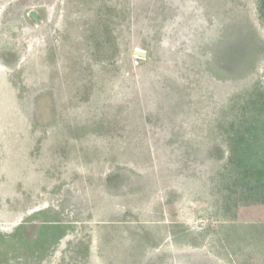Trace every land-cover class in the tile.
Wrapping results in <instances>:
<instances>
[{
    "label": "rangeland",
    "instance_id": "obj_1",
    "mask_svg": "<svg viewBox=\"0 0 264 264\" xmlns=\"http://www.w3.org/2000/svg\"><path fill=\"white\" fill-rule=\"evenodd\" d=\"M259 7L0 0V264H264Z\"/></svg>",
    "mask_w": 264,
    "mask_h": 264
},
{
    "label": "trees",
    "instance_id": "obj_2",
    "mask_svg": "<svg viewBox=\"0 0 264 264\" xmlns=\"http://www.w3.org/2000/svg\"><path fill=\"white\" fill-rule=\"evenodd\" d=\"M260 19L264 25V0H259ZM229 36H225L222 43L230 44ZM264 122L254 119L249 127L241 133L240 136L234 137V149L232 163L242 170L244 179H257L261 186H264ZM256 180V181H257ZM259 185V186H260Z\"/></svg>",
    "mask_w": 264,
    "mask_h": 264
},
{
    "label": "water",
    "instance_id": "obj_3",
    "mask_svg": "<svg viewBox=\"0 0 264 264\" xmlns=\"http://www.w3.org/2000/svg\"><path fill=\"white\" fill-rule=\"evenodd\" d=\"M31 15L38 23H40V20L38 19V17L36 16L34 12H32ZM135 53L139 56H142V57L144 56V53H142L141 51H136Z\"/></svg>",
    "mask_w": 264,
    "mask_h": 264
}]
</instances>
